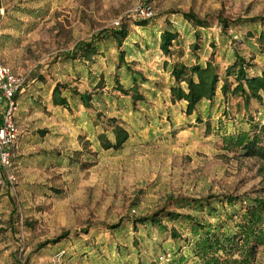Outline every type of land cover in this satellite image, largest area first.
<instances>
[{
	"label": "rangeland",
	"instance_id": "374dc122",
	"mask_svg": "<svg viewBox=\"0 0 264 264\" xmlns=\"http://www.w3.org/2000/svg\"><path fill=\"white\" fill-rule=\"evenodd\" d=\"M139 4L150 18L136 16ZM123 28L118 48L110 33ZM164 31L175 36L170 55ZM236 57L249 77L264 70V0H0V63L23 80L18 141L0 167V264H199L190 225L166 214L235 230L244 201L264 199V161L228 141L256 136L264 148V95L244 107L232 94ZM206 65L215 96L186 114L171 103L172 69ZM56 87L67 108L53 105ZM113 126L128 139L104 149L99 136L113 141ZM250 264H264V245Z\"/></svg>",
	"mask_w": 264,
	"mask_h": 264
},
{
	"label": "trees",
	"instance_id": "16d2710c",
	"mask_svg": "<svg viewBox=\"0 0 264 264\" xmlns=\"http://www.w3.org/2000/svg\"><path fill=\"white\" fill-rule=\"evenodd\" d=\"M183 16L198 27L203 25L194 16ZM221 25L224 29L228 27V24L223 21H221ZM110 36L115 41L117 47L120 48L122 40L127 36V32L123 28L111 32ZM174 38V34L170 31L161 33L159 47L164 55H170L169 47ZM85 47V51H88V53L91 52L88 45ZM119 60L123 63L122 54L119 55ZM171 75L175 82V86L170 88L171 103L185 102L186 114L192 113L202 100H213L219 82L215 66L206 65L204 68L200 66L190 68L175 66L172 69ZM226 75L234 76L235 85L232 89V94L243 98L244 107H247L249 101L252 99L261 103V95H264V70L259 76L249 77L245 67V61L236 57L232 67L226 69ZM131 76L133 82L132 89L136 91L138 89L136 86L137 75L131 72ZM181 82L185 83V90L180 88ZM62 90L64 88L60 87H56L53 90L51 97L52 103L55 106L67 108L68 101L62 96ZM120 90L124 94L126 93L123 89ZM220 90L224 95L227 93V80H224ZM71 93L73 96L79 97L82 104L87 105L89 97L78 94L76 91H72ZM111 133L113 135V141L108 140L104 135L99 136L104 149H119L128 139L127 132L122 128L113 126ZM228 141L231 145L246 151V155L258 157L264 161V148L257 146L260 142L256 136L249 139L247 136L239 135L236 140L229 139ZM236 201L235 198H225L226 204L230 207H233ZM244 203L246 206L243 213L239 216L240 222L235 224V230L224 229L226 220L221 225L212 227L200 223L194 216L190 215L170 212L166 214V217L170 221L183 219L190 225V233L193 237L189 243L191 245V253L199 259V264H250L254 259L257 248L264 245V199H246ZM212 205L209 202H205L204 204L202 202H195V208L203 209L205 207L208 209V213L215 214L216 209L212 208ZM228 219H232V217L229 216ZM139 223L158 224V221L155 218L141 219ZM64 237L66 235L59 239H63ZM172 237L176 238L177 235L172 234ZM59 241L55 240L52 244L58 243ZM45 246H40L39 250ZM235 255L238 258H235ZM179 262L185 263L186 259L180 258Z\"/></svg>",
	"mask_w": 264,
	"mask_h": 264
},
{
	"label": "built area",
	"instance_id": "2783aa9c",
	"mask_svg": "<svg viewBox=\"0 0 264 264\" xmlns=\"http://www.w3.org/2000/svg\"><path fill=\"white\" fill-rule=\"evenodd\" d=\"M135 14L140 19L152 16L151 8L139 4ZM23 85V80L15 76L11 70L0 63V167L6 169L10 166L9 150L18 141V129L13 120L15 96Z\"/></svg>",
	"mask_w": 264,
	"mask_h": 264
}]
</instances>
